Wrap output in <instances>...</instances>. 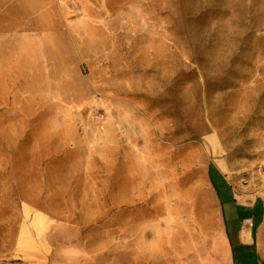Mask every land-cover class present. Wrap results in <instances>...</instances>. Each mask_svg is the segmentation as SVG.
I'll return each mask as SVG.
<instances>
[{
	"label": "rangeland",
	"instance_id": "obj_1",
	"mask_svg": "<svg viewBox=\"0 0 264 264\" xmlns=\"http://www.w3.org/2000/svg\"><path fill=\"white\" fill-rule=\"evenodd\" d=\"M231 189L264 203V0H0V264H181Z\"/></svg>",
	"mask_w": 264,
	"mask_h": 264
},
{
	"label": "crops",
	"instance_id": "obj_2",
	"mask_svg": "<svg viewBox=\"0 0 264 264\" xmlns=\"http://www.w3.org/2000/svg\"><path fill=\"white\" fill-rule=\"evenodd\" d=\"M214 168L216 169L218 175L223 177L221 172L216 167ZM210 171L211 169L208 168V174ZM210 180L211 179L209 177V182ZM228 186H230V184H228ZM230 191L231 197H233V205L237 208H243L250 211L252 216H246L243 220H241V223L238 225L233 235L230 236L224 221V215L220 203L215 195L216 218L218 223L217 227L214 230H211L213 231L212 240L207 241V248L203 249L202 254H199L200 257L193 254V250L188 247L187 257H189V259L187 261L185 259L179 260L181 261V264H185V262H188V264H215L218 260L217 256L220 254L219 240L223 245V264H234L232 251V242L234 240L242 248H253L257 255L258 264L264 262V203L256 196L244 199L243 196L234 193L232 189ZM239 197L240 199H238ZM257 204H261V213L259 220L255 224L253 209L257 206ZM245 219H249V222H246ZM150 252L153 253L152 251Z\"/></svg>",
	"mask_w": 264,
	"mask_h": 264
},
{
	"label": "bare ground",
	"instance_id": "obj_3",
	"mask_svg": "<svg viewBox=\"0 0 264 264\" xmlns=\"http://www.w3.org/2000/svg\"><path fill=\"white\" fill-rule=\"evenodd\" d=\"M238 199H240V197ZM218 243H219L220 254L217 256L218 262L216 261L215 264H223V258H224V256H223V245H222L220 240L218 241Z\"/></svg>",
	"mask_w": 264,
	"mask_h": 264
},
{
	"label": "built area",
	"instance_id": "obj_4",
	"mask_svg": "<svg viewBox=\"0 0 264 264\" xmlns=\"http://www.w3.org/2000/svg\"><path fill=\"white\" fill-rule=\"evenodd\" d=\"M246 222H249V219H245Z\"/></svg>",
	"mask_w": 264,
	"mask_h": 264
},
{
	"label": "trees",
	"instance_id": "obj_5",
	"mask_svg": "<svg viewBox=\"0 0 264 264\" xmlns=\"http://www.w3.org/2000/svg\"><path fill=\"white\" fill-rule=\"evenodd\" d=\"M261 264H264V262H262Z\"/></svg>",
	"mask_w": 264,
	"mask_h": 264
},
{
	"label": "water",
	"instance_id": "obj_6",
	"mask_svg": "<svg viewBox=\"0 0 264 264\" xmlns=\"http://www.w3.org/2000/svg\"><path fill=\"white\" fill-rule=\"evenodd\" d=\"M3 264H7V263H3Z\"/></svg>",
	"mask_w": 264,
	"mask_h": 264
}]
</instances>
